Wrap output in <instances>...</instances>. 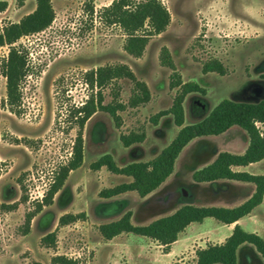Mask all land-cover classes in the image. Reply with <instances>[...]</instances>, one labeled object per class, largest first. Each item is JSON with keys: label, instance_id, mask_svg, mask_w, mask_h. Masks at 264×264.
Wrapping results in <instances>:
<instances>
[{"label": "rangeland", "instance_id": "374dc122", "mask_svg": "<svg viewBox=\"0 0 264 264\" xmlns=\"http://www.w3.org/2000/svg\"><path fill=\"white\" fill-rule=\"evenodd\" d=\"M8 2L0 13L3 28L19 23L36 9V0ZM114 0H53L56 13L52 26L24 37L18 46L29 52V74L22 83L20 113L7 104L3 62L9 48L0 49V264H53L67 256L79 264H173L192 263L196 252L209 244H221L230 236L228 227L208 218L191 225L169 253L152 239L124 233L106 240L100 226L132 212L137 226L171 215L184 205L235 207L255 191L251 184L218 181L199 184L195 171L211 164L219 153L243 154L248 134L238 126L220 136L193 140L177 160L175 172L155 192L141 198L135 192L106 199L101 192L129 183L131 178L111 173L94 164L110 154L120 167L157 157L182 127L167 115L180 88L170 87L174 71L161 63L167 47L183 83L195 82L206 94L193 93L184 102V126L204 120L223 100H264V0H163L172 22L167 31L153 37L141 58L124 50L126 36L118 26L100 18ZM94 8V13L91 12ZM220 61L226 75L204 73V64ZM127 65L151 93L148 103L130 106L135 84L118 79L106 87L92 88L88 73L99 67ZM102 93L103 105L122 104L116 116L97 109L83 129V165L70 173L51 205L30 197L36 186L46 187L44 198L55 184L60 169L72 158L79 135V114L92 95ZM146 134L142 143L125 147L124 135ZM264 175V161L239 169ZM41 190V188H40ZM35 195V194H34ZM28 214L34 217L27 225ZM70 214L78 221L62 226ZM255 217L241 227L264 239V202ZM260 232V233H259ZM55 234V242L44 238ZM238 264H264L251 245L238 252Z\"/></svg>", "mask_w": 264, "mask_h": 264}, {"label": "trees", "instance_id": "16d2710c", "mask_svg": "<svg viewBox=\"0 0 264 264\" xmlns=\"http://www.w3.org/2000/svg\"><path fill=\"white\" fill-rule=\"evenodd\" d=\"M36 9L25 16L19 23H12L3 28L0 33V49L9 48L7 59L3 62V76L6 78L7 104L13 113L19 114L22 106V83L29 74V52L18 46L24 37L41 33L52 26L56 18L53 0H36ZM8 2L0 1V13L6 11ZM94 13V8H91ZM109 26H118L124 32L126 41L124 50L135 58L143 57L146 48L153 37L167 31L172 16L163 0H114L104 7L100 17ZM163 66L174 71L171 76L170 87L180 88L170 109L154 116L153 121L158 124L160 118L172 115L175 124L182 127L173 141L154 159L147 162H132L124 167L118 166L113 156L107 154L100 158L94 168L99 170L106 167L111 173L123 175L132 179L129 183L118 185L101 192V196L110 199L124 193L135 192L145 198L158 190L175 172L177 160L184 149L195 139L220 136L232 127L238 126L249 136V145L243 154L221 152L209 165L197 170L193 174L196 183H215L218 181H233L251 184L255 187L253 195L243 204L234 207H200L184 205L171 215L159 218L148 225L137 226L132 223V212H127L121 219L100 226V233L104 239L110 241L124 234L131 233L156 241L169 253L171 246L177 242L188 227L195 223H202L205 219H216L223 225L235 224L232 234L221 244H209L206 248L196 252L197 259L192 263L176 262L173 264H238V252L241 246H253L264 259V239L257 233L245 231L238 223L249 217L257 207L264 202V175L239 171L260 163L264 160V100L259 102H236L225 99L220 102L211 113L201 122L184 126V102L193 93L206 94V90L195 82L183 83L170 50L164 47L161 52ZM204 73H218L226 75V68L217 60L204 64ZM91 87L104 88L112 82L128 78L135 84V94L130 106L138 107L148 103L151 93L148 86L139 81L127 65L105 66L88 73ZM97 109L107 111L116 116L118 110L125 107L103 105L102 93L92 95L79 114V135L73 147V155L69 163L60 169L55 184L44 198V204H39V211L44 205H51L55 195L63 188L71 172L78 170L84 160L83 129L86 122L96 113ZM146 134L124 135L121 141L125 147L142 143ZM1 165V162H0ZM34 214H28L27 225H30ZM76 215L67 214L60 219L62 226L78 221ZM45 241L55 242V234L44 238ZM41 264V263H36ZM53 264H79L78 261L67 256H56Z\"/></svg>", "mask_w": 264, "mask_h": 264}, {"label": "crops", "instance_id": "0c3cea01", "mask_svg": "<svg viewBox=\"0 0 264 264\" xmlns=\"http://www.w3.org/2000/svg\"><path fill=\"white\" fill-rule=\"evenodd\" d=\"M263 161H264V160H263ZM239 169H241V168H238L237 170H239ZM243 169H244V168H243ZM239 171H241V170H239ZM243 171H244V170H243ZM251 196H252V195H251ZM251 196H250V197H251ZM250 197H249V198H250ZM249 198H248V199H249ZM248 199H247V200H248ZM244 202H245V201H244ZM244 202H242L241 204H243ZM241 204H239V205H241ZM239 205H237V206H239ZM261 205H262V204H261ZM261 205H260V206H261ZM237 206H235V207H237ZM260 206L257 207V208L255 209V211H254L249 217H246V218H247V219H251V218L255 217V215H256L255 213H256V211H258V209L260 208ZM223 207H226V208H234V207H227V206H223ZM246 218L240 220L238 223H239L240 225H242L243 221H244ZM192 225H193V224H192ZM224 227H228V228L230 229V231H231V234H232L233 229H234V227H235V224H232V225H224ZM188 228H189V227H188ZM188 228H187V229H188ZM187 229H186V230H187ZM259 233H260V232H259ZM231 234H230V235H231ZM257 234H258V233H257ZM181 235H182V234H181ZM227 238H228V237H227ZM179 239H180V238H179ZM178 241H179V240H178ZM178 241L175 242L173 245H175L176 243H178ZM224 242H225V241H224ZM245 245H246V244H245ZM243 246H244V245H243ZM243 246H241L240 249H241ZM240 249H239V250H240Z\"/></svg>", "mask_w": 264, "mask_h": 264}, {"label": "built area", "instance_id": "2783aa9c", "mask_svg": "<svg viewBox=\"0 0 264 264\" xmlns=\"http://www.w3.org/2000/svg\"><path fill=\"white\" fill-rule=\"evenodd\" d=\"M45 187H46V185H45ZM45 187H42V186H36L35 187V189H34V191H31V195H30V197L32 198V199H34L35 201H43V199H44V194H45ZM40 188H41V190H40ZM35 194V195H34Z\"/></svg>", "mask_w": 264, "mask_h": 264}]
</instances>
